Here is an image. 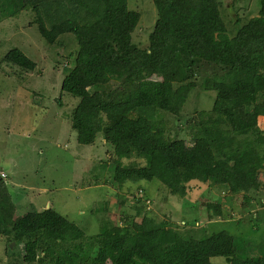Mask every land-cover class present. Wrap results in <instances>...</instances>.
Wrapping results in <instances>:
<instances>
[{
	"label": "trees",
	"instance_id": "1",
	"mask_svg": "<svg viewBox=\"0 0 264 264\" xmlns=\"http://www.w3.org/2000/svg\"><path fill=\"white\" fill-rule=\"evenodd\" d=\"M152 1L156 18L144 48L132 40L140 14L128 8V0H20V10L33 13L48 44L66 34L74 38L73 67L60 89L77 99L69 117L77 143L92 145L101 134L112 147L103 182L118 189L119 207L126 204L120 189L131 182L157 180L185 201L192 180L234 194L257 191L264 169V134L257 121L264 117V0L257 15L237 17L232 33L221 14L224 0ZM3 61L26 71L36 67L17 48ZM200 73L199 86L214 91L215 99L209 110L187 120L188 144L163 114L181 113ZM131 158L143 164H126ZM4 178L0 239L5 255L21 252L23 264H211L214 256L240 264V246L225 229L172 226L137 200L130 205L132 215L120 211L123 225L87 236L52 207L17 206ZM218 201L210 207L219 215ZM16 210L25 213L16 218Z\"/></svg>",
	"mask_w": 264,
	"mask_h": 264
},
{
	"label": "rangeland",
	"instance_id": "2",
	"mask_svg": "<svg viewBox=\"0 0 264 264\" xmlns=\"http://www.w3.org/2000/svg\"><path fill=\"white\" fill-rule=\"evenodd\" d=\"M152 2L128 0V8L140 14L132 40L144 48L156 18ZM259 5V0H224L221 14L227 21L228 33L236 30L237 17L257 15ZM20 9V0H0V173L6 175L4 184L15 204L28 210L52 207L80 226L87 236L94 237L104 226L123 225L120 211L132 215L130 205L138 200L151 215L172 226H204L208 233L227 230L240 246L237 256L240 264H264V169L258 172L259 189L255 192L234 194L226 187H211L192 180L187 183V201L157 180L127 183L128 187L120 189L126 204L119 207L118 189L103 182L111 166L112 147L101 134L92 145L77 143L69 118L77 99L61 93V81L73 67L77 49L74 38L66 34L58 38L56 45L48 44L38 32L33 13ZM12 48L33 61L35 69L26 71L4 62L3 57ZM204 73L195 76L198 86L189 91L181 113L163 114L165 122L181 129L180 136L188 144L187 120L199 111L209 110L215 99L214 91L199 86ZM257 121L264 134V117ZM133 160L143 164L135 158L125 161L131 164ZM139 185L141 191L132 195ZM146 194L148 200L144 202ZM218 197L219 215L210 207ZM23 211H18L15 217H22ZM96 250L97 247L91 256ZM5 251L0 239V264H23L21 252L18 256L16 253L7 256ZM210 263L233 264L217 256L210 258Z\"/></svg>",
	"mask_w": 264,
	"mask_h": 264
},
{
	"label": "clouds",
	"instance_id": "3",
	"mask_svg": "<svg viewBox=\"0 0 264 264\" xmlns=\"http://www.w3.org/2000/svg\"><path fill=\"white\" fill-rule=\"evenodd\" d=\"M2 176V175H1ZM182 223H184V222H182Z\"/></svg>",
	"mask_w": 264,
	"mask_h": 264
}]
</instances>
